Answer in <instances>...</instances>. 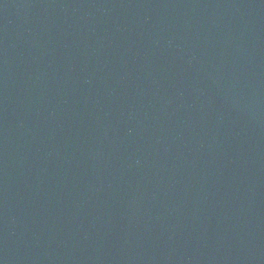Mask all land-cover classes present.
I'll return each mask as SVG.
<instances>
[{
  "label": "water",
  "instance_id": "water-1",
  "mask_svg": "<svg viewBox=\"0 0 264 264\" xmlns=\"http://www.w3.org/2000/svg\"><path fill=\"white\" fill-rule=\"evenodd\" d=\"M0 264H264V0H0Z\"/></svg>",
  "mask_w": 264,
  "mask_h": 264
}]
</instances>
